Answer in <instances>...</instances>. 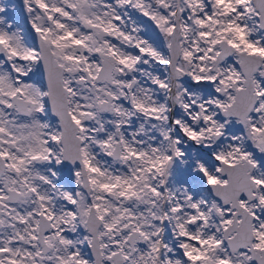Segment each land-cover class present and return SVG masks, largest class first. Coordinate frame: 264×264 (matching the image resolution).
<instances>
[{"label":"snow or ice","instance_id":"obj_1","mask_svg":"<svg viewBox=\"0 0 264 264\" xmlns=\"http://www.w3.org/2000/svg\"><path fill=\"white\" fill-rule=\"evenodd\" d=\"M0 264H264V0H0Z\"/></svg>","mask_w":264,"mask_h":264},{"label":"rangeland","instance_id":"obj_2","mask_svg":"<svg viewBox=\"0 0 264 264\" xmlns=\"http://www.w3.org/2000/svg\"><path fill=\"white\" fill-rule=\"evenodd\" d=\"M6 2H8V0H6ZM10 2H11L12 4H18L15 0H10Z\"/></svg>","mask_w":264,"mask_h":264},{"label":"water","instance_id":"obj_3","mask_svg":"<svg viewBox=\"0 0 264 264\" xmlns=\"http://www.w3.org/2000/svg\"><path fill=\"white\" fill-rule=\"evenodd\" d=\"M18 4L20 3V0H15Z\"/></svg>","mask_w":264,"mask_h":264}]
</instances>
